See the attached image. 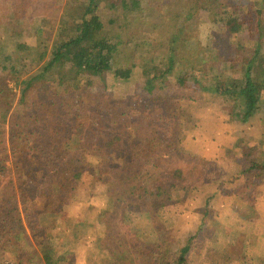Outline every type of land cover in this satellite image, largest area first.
Returning a JSON list of instances; mask_svg holds the SVG:
<instances>
[{
    "label": "trees",
    "instance_id": "trees-1",
    "mask_svg": "<svg viewBox=\"0 0 264 264\" xmlns=\"http://www.w3.org/2000/svg\"><path fill=\"white\" fill-rule=\"evenodd\" d=\"M230 1L210 0L208 14L202 18L196 16L191 0H106L108 6L91 1L81 14L75 13L76 6L68 10L63 0H50L41 7L37 0H0V45L8 46L0 52L4 97L0 114L2 123L8 124L6 129L0 123V264H49L27 235L32 225L24 219L22 208L33 201L32 182L39 175L26 167L25 162L33 166L37 160L33 152L23 155L16 143L20 137L28 144L38 132L53 136L68 121L69 133L81 135L78 152L69 158L74 180L85 171L79 163L81 155L98 162L110 158L125 163L116 170V189L134 178L150 199L171 185L196 191L198 179L208 176L200 165L205 158L167 146L184 117L170 107L173 98L218 95L231 107L232 120L245 123L254 116L264 118V87H257L254 80L264 79V0H246L245 8L229 7ZM106 9L113 12L111 19L105 18ZM8 22L17 24L18 30L10 33L13 28ZM126 23L138 33L121 32ZM106 26L117 31L108 32ZM198 29L202 52L198 45H190L187 36ZM25 33L35 39L34 46L23 52L14 49L16 39ZM10 34L15 35L11 49L6 42ZM153 34L160 37L152 40ZM129 49L135 53L133 64L142 78L141 93L150 100L146 111L137 94L117 103L108 91L107 77L116 63L122 65ZM223 49L230 59L222 65L218 51ZM68 67L74 72L67 79L53 74ZM123 71H127L125 63L115 69L112 79ZM27 92L35 95L31 105L24 102ZM112 107L118 108V115H108ZM168 111L179 124H164ZM159 131L166 137H156ZM233 148L248 164V172L260 176L264 160L258 162L255 148L243 137ZM222 185L217 181L215 191ZM150 251L143 253L150 255ZM168 256L163 253L164 260L157 263L185 264L184 259L166 261Z\"/></svg>",
    "mask_w": 264,
    "mask_h": 264
},
{
    "label": "rangeland",
    "instance_id": "rangeland-1",
    "mask_svg": "<svg viewBox=\"0 0 264 264\" xmlns=\"http://www.w3.org/2000/svg\"><path fill=\"white\" fill-rule=\"evenodd\" d=\"M37 1L41 7L50 0ZM63 1H67L68 10L76 6L77 14L91 1L108 6L106 0ZM191 1L196 16L206 18L210 0ZM245 1L231 0L228 6L245 8ZM103 14L106 19L113 17V12L107 9ZM16 25L9 24L13 28L10 33L18 30ZM106 30L114 33L117 27L106 26ZM120 31L138 33L130 23ZM21 36L16 39L14 49L23 52L28 46H34L35 39L30 33ZM187 36L190 45H198L202 52V43L197 40V37L202 38L200 30L191 31ZM158 37L153 34L151 39ZM14 38L15 35L10 34L6 41L10 49ZM0 48V52H5L8 46L0 45ZM218 54L222 65L230 59L225 49ZM134 55L132 49L125 52L122 65L125 63L127 71L113 80L111 74L122 66L115 64L114 71L107 77L108 91L117 103L137 94L141 109L146 111L150 100L141 93L142 78L133 64ZM73 72L68 67L56 69L53 74L67 79ZM254 80L257 87H264V79L255 77ZM180 96L173 98L170 107L184 117L179 133L169 137L167 146L205 158L200 165L208 176L198 179L196 191L171 185L163 189L161 195L149 199L141 183L134 178L119 190L113 182L116 170L123 169L125 163L110 158L91 161L87 155L79 157L85 171L74 180L69 158L78 152L81 135L69 133L68 121L59 133L52 132L53 136L38 132L28 144L24 137L17 140L24 150L23 155L33 152L37 160L33 166L25 162L39 177L32 182L34 199L22 211L24 219L32 225L31 230L28 227V238L39 246L36 251L40 257L46 255L49 264H158L164 260L160 256L165 253L169 255L166 261L171 263L184 259L185 264H264V186L260 185L264 182V171L260 176L248 172V164L233 148L236 139L243 135L248 137L252 148L257 149L258 162L264 160V133L261 142H257V133L264 130V121L257 118L259 122L252 119L243 125L232 120L231 107L218 95ZM34 97L33 92H27L25 104L31 105ZM3 102L0 94V105ZM107 112L115 116L119 110L112 107ZM169 112L163 115V122L166 126H176L178 120ZM2 117L0 114V123ZM2 124L8 129V124ZM157 135L166 137L161 131ZM8 138L7 133V146ZM56 144L57 148L49 154ZM217 181L224 185L215 191ZM187 247L189 250L184 254ZM145 250H152L151 254L146 253V256Z\"/></svg>",
    "mask_w": 264,
    "mask_h": 264
},
{
    "label": "crops",
    "instance_id": "crops-1",
    "mask_svg": "<svg viewBox=\"0 0 264 264\" xmlns=\"http://www.w3.org/2000/svg\"><path fill=\"white\" fill-rule=\"evenodd\" d=\"M257 118H259L262 122L264 121V118L261 117V116H254V117H252L251 119H249L248 121H250V120H252V119H256V121L259 122V120H258ZM248 121H247V122H248ZM245 123H246V122H245ZM245 123H241V124L244 125ZM263 133H264V130H262V133H261V132H258V133H257V135H258V136H257V137H258V138H257V139H258L257 142H259V143L261 142V139H262V135H263ZM242 137H243L244 139H246V140L249 142L248 137H244L243 135H242ZM237 139H238V138H237ZM237 139H236V140H237ZM249 144H250V142H249ZM250 146L253 147L251 144H250ZM233 147H234V145H233ZM255 150L257 151V149H255ZM256 156H257V155H256ZM263 183H264V182H262L260 185H261V186H264V185H262ZM260 185H259V186H260ZM261 186H260V187H261ZM260 187H258V188H259V191H260V189H261ZM258 195L261 196V195H262V192L260 191ZM263 195H264V193H263ZM198 229H199V228H198ZM196 233H197V231L195 232L194 235H196Z\"/></svg>",
    "mask_w": 264,
    "mask_h": 264
}]
</instances>
